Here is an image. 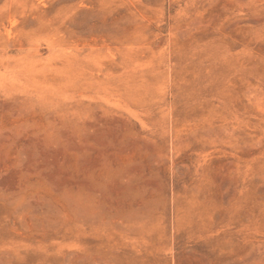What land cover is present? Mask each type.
Here are the masks:
<instances>
[{"label":"rangeland","instance_id":"1","mask_svg":"<svg viewBox=\"0 0 264 264\" xmlns=\"http://www.w3.org/2000/svg\"><path fill=\"white\" fill-rule=\"evenodd\" d=\"M0 264H264V0H0Z\"/></svg>","mask_w":264,"mask_h":264}]
</instances>
